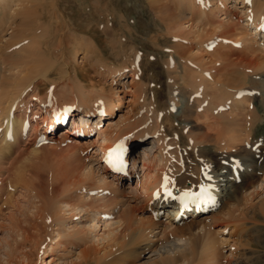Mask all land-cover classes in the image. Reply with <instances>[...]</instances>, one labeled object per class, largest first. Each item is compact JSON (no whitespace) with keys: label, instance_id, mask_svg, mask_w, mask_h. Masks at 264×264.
Segmentation results:
<instances>
[{"label":"bare ground","instance_id":"bare-ground-1","mask_svg":"<svg viewBox=\"0 0 264 264\" xmlns=\"http://www.w3.org/2000/svg\"><path fill=\"white\" fill-rule=\"evenodd\" d=\"M37 1L0 0V264L126 263L147 230L154 257L139 264H228L222 225L264 213V154L242 144L264 123V0H135L146 24L111 0L87 23L67 0ZM92 23L114 57L141 59L107 73ZM134 32L165 54V104ZM70 52L90 67L72 71ZM116 146L131 164L115 173L104 158Z\"/></svg>","mask_w":264,"mask_h":264},{"label":"rangeland","instance_id":"rangeland-1","mask_svg":"<svg viewBox=\"0 0 264 264\" xmlns=\"http://www.w3.org/2000/svg\"><path fill=\"white\" fill-rule=\"evenodd\" d=\"M56 1H58V0H38L36 3L40 2L48 9L49 7L53 6L56 3ZM60 2H61V0H60ZM100 2H101V4H105L107 2V0H101ZM111 2H113V4L111 3V5H113L114 7H116L120 11H122L123 9H126L128 7L127 8L128 12L125 11V13L127 15H130V17H132L130 19V21H133L136 19L137 20L141 19V21H143V22L145 21L144 23L142 22L143 24L147 23V20L143 19V18H146V16H145L146 14L145 13L143 14L142 7L138 6L139 3H137L135 0H111ZM66 3L70 4L69 6L71 8L70 9L71 14L78 13L80 11L79 14H76L77 18H78L77 20L78 21L80 20L84 23L88 22V19H87L88 13L87 12L94 10V7L97 6V0H67ZM129 6H131L133 9L131 7L129 8ZM136 9H138V10H136ZM140 10H141V12H140ZM139 17H141V18H139ZM20 23H21V18H19L17 20V24L20 25ZM95 23H97V21H95ZM95 23H92V24L94 25V27H97L98 25H95ZM102 27H103V24H102ZM102 27L100 25V27L98 26L97 29H99V31H100V32L98 31L100 39H102V38L103 39L99 40L96 37L97 40L96 39H95L96 41L91 40L92 41L91 44H93V42H94L95 44H97V46L101 47V49L105 52V58L106 59L104 61V69L108 71L107 73H109V69H118V68H121L122 66L129 65L132 62L133 57L134 58L136 57L139 60L141 59L140 55H134L133 51L131 52L128 63L123 57H118V58L114 57V55H112L111 51L108 49V46L106 44L107 43L106 36L103 35L104 33H102V31L100 30V29H103ZM44 28L46 29V32L48 34L51 33V29H50L48 23H46V25H44ZM100 33H102V34H100ZM48 34L45 37L38 38V39L43 41L46 39ZM133 37L135 39V45H137L138 48L143 47L142 49H140L142 53L152 54L149 57L146 56L144 59L145 62H147L148 60L152 61L151 68L149 67L148 70L145 72L146 74L147 73L149 74V72L151 74V76H149V78H148L149 80L147 81V82H149V84H150L149 87L151 88L150 94L151 95L154 94L158 100H161L165 104L167 101V96H168L167 90H166L167 89L166 88V76L164 73L165 66L163 64V58L165 57V54L163 52L158 53L156 50H154V48H151L152 44L150 43L149 40L144 39V37H145L144 34L138 35V34H135V32H134ZM103 41L105 43H103ZM144 43H148L149 47L144 48V46H143ZM105 46L107 48H105ZM72 54L74 55V53L70 52L66 58V61L69 63V66H70L72 71H75L76 69L80 70L83 67H86V68L90 67L91 63L86 62L82 58L83 54H81L79 52H77L76 55H74V56H72ZM76 67H79V68L81 67V68L79 69ZM130 79H131V76H128V80H130ZM95 80H97L99 82H100V80H103V81H106V85H108V86L112 85L111 78L108 76L105 78V80H104V78H102V76L96 77ZM72 81H76V80L75 79L67 80L68 84H66L64 86L70 88L69 86H73L75 84V82H72ZM62 85H63V83H61L60 86H62ZM113 85H115V84H113ZM68 88H66L65 90H67ZM251 88L257 90V87L251 86V87L245 89V92H248L251 94V91H250ZM156 93H157V95H156ZM62 95H63V93L56 95V99L59 100L60 97H62ZM99 104L101 105L102 103H99ZM62 108H67V104L64 103L62 105ZM126 110H127L126 107H122L121 109H119L117 111L118 112H125ZM177 122L178 121L174 122V123H176L174 125V129L180 130V127L178 126L179 123H177ZM104 123H105L104 124V127H105L107 125V120H105ZM178 127H179V129H178ZM55 131H56V133L59 132L58 129H56ZM169 133H171V132H169ZM141 134L142 133L140 131L134 130V131H132L131 136L134 140L140 141V140L144 139V137L141 136ZM262 135H264V123L262 125L258 126L257 130L255 131L254 136H252V137L250 136L249 139L244 140V142L242 144L244 146L248 147L250 149V152H252V153L264 154V139L262 138L263 137ZM177 138H178V136H177ZM55 157L56 156L49 157L48 169L51 168V170H52V169H54L53 167H55V165H57V161L53 162V159H52V158H54L55 160H57V158H55ZM261 178H262L261 174L257 173L256 176H254L253 180H250V181H252L253 183L254 182L256 183V182H259V180H261ZM166 191L167 190H165V192ZM19 202H23L22 198H20V200L18 201V204H19ZM10 209H11V207L7 208V210H10ZM220 209L221 208L219 207L218 210H220ZM7 212L5 211V213L8 215L9 212L8 213ZM239 216H241V215H239ZM187 219L188 220H186V222H192L193 221L192 220L193 217H188ZM154 220H156L158 222H160V221L165 222L167 220L166 212H164L162 215L155 218ZM186 222L180 223L179 226H182ZM219 222L225 224L224 221H222V220H220ZM222 226L224 229H226L225 232L223 233V236L226 239H228V237L230 238L229 240L226 241V245H220V248H219L222 251V254H224L223 260L225 263L235 264V263L239 262L240 264H264V213L262 211H259L258 209H254L253 211H251L249 213L246 212L244 218L241 217L240 219L237 220V222L236 221L227 222V225H222ZM211 227L219 229V224L214 223L211 225ZM130 238H133L134 240L132 241L131 245L126 248V251H127V253H126L127 257L125 258L126 263L120 262L121 264H139L141 262L146 263L154 257L153 250L156 247V244H155L156 242L154 241L152 233H150L149 230H147L142 235H138V236L132 235V236H130ZM230 245L232 246V254H231V250L228 249ZM80 249L81 248L76 249L77 250L76 253L79 252ZM60 251L61 252H59V253H63L64 250H60ZM251 251L253 253H250ZM32 263L33 264H42L43 260L41 258H39L37 260H34ZM150 264H156V263L153 262Z\"/></svg>","mask_w":264,"mask_h":264}]
</instances>
